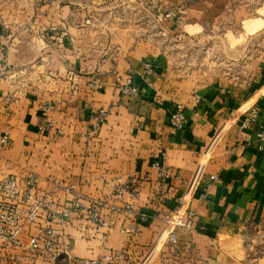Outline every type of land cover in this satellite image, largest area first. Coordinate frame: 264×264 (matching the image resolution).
<instances>
[{"label":"crops","instance_id":"0c3cea01","mask_svg":"<svg viewBox=\"0 0 264 264\" xmlns=\"http://www.w3.org/2000/svg\"><path fill=\"white\" fill-rule=\"evenodd\" d=\"M253 9L262 16L241 0H0V180L36 175L56 212L72 210L54 223L45 211L23 220L20 244L0 246L1 264H77L67 251H123L114 264L148 254L150 264H264L245 246L248 228H264V59L250 54L264 3ZM220 22L242 61L218 75L173 73L160 35L204 38ZM112 35L122 41L116 56L106 52ZM129 77L136 95L120 88ZM45 103L52 126L42 130ZM179 105L187 122L175 128ZM117 178H136L140 197L118 196ZM182 206L196 211L194 225L160 244L165 214ZM130 224L141 231L124 232ZM50 225L54 252H32L31 237Z\"/></svg>","mask_w":264,"mask_h":264},{"label":"built area","instance_id":"2783aa9c","mask_svg":"<svg viewBox=\"0 0 264 264\" xmlns=\"http://www.w3.org/2000/svg\"><path fill=\"white\" fill-rule=\"evenodd\" d=\"M62 2L64 0H51ZM121 90L124 94L136 95L139 93V88L132 83V78L129 77L127 81L121 85ZM46 114L43 119L41 129L45 130L52 126V120L48 118V107L45 108ZM256 112L251 115V120L255 119ZM107 112L104 109L99 110L96 118L99 121L105 120ZM187 122V115L182 106L177 108L170 114V124L175 128H181ZM1 141L3 144H9V134L6 132ZM164 170L160 172V176L164 175ZM201 175L199 168L193 177L192 186L194 187ZM116 194L122 196L126 191H131L135 198L140 197V185L136 178H128L122 180L117 178L115 185ZM182 200H180V203ZM54 202L50 199L49 195L40 191L38 186V177L30 175L23 183L16 177H6L0 180V246L18 245L20 244V234L23 229V220L26 222H35L39 218L42 211L48 213L49 220L54 223L57 219H66L71 216L72 210L68 207L64 208L62 212L54 210ZM134 204L126 207L128 212L134 210ZM130 212V213H131ZM93 219L96 221L101 220L98 210L92 213ZM168 228L162 233L161 239L165 238L172 243L178 239L176 229L178 227L191 228L197 218L196 211L192 209H184L183 206L180 210H172L165 214ZM143 219H146L144 216ZM123 231L136 235L141 231L140 224H130L123 228ZM57 229L50 225L40 236H33L30 239V249L32 252L41 250L47 253L54 252L56 245ZM65 257L71 263L77 264H114L123 260L126 256L123 251H111L101 257L79 259L65 252ZM57 256H61L58 254ZM1 264V263H0Z\"/></svg>","mask_w":264,"mask_h":264},{"label":"rangeland","instance_id":"374dc122","mask_svg":"<svg viewBox=\"0 0 264 264\" xmlns=\"http://www.w3.org/2000/svg\"><path fill=\"white\" fill-rule=\"evenodd\" d=\"M241 1L246 3V6L250 7V11L248 13H250L252 17L262 16V14L256 12L253 7L256 6L258 8L259 6L263 5L264 0ZM101 22H104V20H101ZM109 23L110 21L107 20V24ZM230 24H232L231 21L225 22V25ZM225 25L223 22H220L217 24V28L214 29L212 23L208 24V27H210V34L204 38L198 37L191 39L190 37L183 35H160L159 41L164 53L168 57L171 71L179 75H218L230 71L228 69L230 67L232 68V66H235L233 63L234 60L235 62L237 60L242 61V57L240 58V56H243L246 51L243 49L234 48L233 50L229 48L225 40V36L222 34V31L225 30ZM235 26L237 28L238 24ZM255 27L254 25H250L249 29L252 30ZM97 38L100 41H104L105 36H103V34H99ZM143 38H146V36H143ZM254 38L255 41L251 42L250 54L253 55L254 59H257V61L260 62V60L264 59V34H259ZM108 39L112 42L111 50L106 51L107 55L116 56L119 51L118 46H121V36L112 35L108 36ZM46 107H48V113L51 109L50 103H45L41 107V113L43 114L40 127L43 124V119L46 114ZM164 241H166L165 238L161 239L160 244H162ZM245 246L248 248L250 254L255 257L264 255V228H248L246 230ZM149 255L150 254L147 255V258L144 259L141 264H150L149 260L151 258L149 259Z\"/></svg>","mask_w":264,"mask_h":264}]
</instances>
